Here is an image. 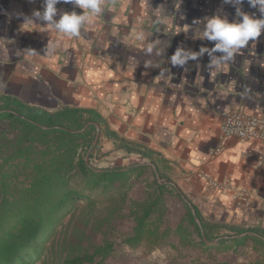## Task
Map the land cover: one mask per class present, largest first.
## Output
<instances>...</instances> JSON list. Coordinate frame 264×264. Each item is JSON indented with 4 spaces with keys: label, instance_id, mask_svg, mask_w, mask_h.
I'll list each match as a JSON object with an SVG mask.
<instances>
[{
    "label": "crops",
    "instance_id": "0c3cea01",
    "mask_svg": "<svg viewBox=\"0 0 264 264\" xmlns=\"http://www.w3.org/2000/svg\"><path fill=\"white\" fill-rule=\"evenodd\" d=\"M148 3L175 18V31L154 25L146 0H105L104 12L93 24L78 38L59 43L53 62L43 50L55 37L23 27L34 10H42V0H0V96L48 111L66 107L95 113L101 127H96L99 142L92 159L109 165H93H149L203 222L223 223L229 235L247 231L234 235L239 237L234 248L250 244L263 254L255 238L264 240V142L221 139L220 126L228 109L264 114V32L254 49L250 42L225 68L210 67L207 53L183 69L171 67L176 47L195 52L213 48L215 41L199 35L202 22L218 13L231 21L235 8L223 0H179V8L177 0ZM241 7L259 18L247 0ZM57 8L82 12L70 4ZM139 31L148 41L161 40L163 54L154 59L169 69L167 79L156 78L158 68H144L149 57L146 42L136 39ZM28 48L42 55L30 58L38 72L25 63ZM223 55L213 53L217 59ZM238 189L249 195L241 206L236 204Z\"/></svg>",
    "mask_w": 264,
    "mask_h": 264
},
{
    "label": "trees",
    "instance_id": "16d2710c",
    "mask_svg": "<svg viewBox=\"0 0 264 264\" xmlns=\"http://www.w3.org/2000/svg\"><path fill=\"white\" fill-rule=\"evenodd\" d=\"M96 127L100 131V118L90 111L66 107L48 111L0 96V264H104L112 247L109 242L45 258L58 226L77 202L93 205L105 199L114 202L109 212L119 209L130 179L150 169L147 164L93 165L91 151L99 142V136L95 141ZM152 174L147 196L132 200L130 206L133 228L125 242L131 247L166 240L171 232L161 230L163 195L169 184L160 181L157 171ZM216 228L186 204L183 220L173 232L184 244L194 230L207 248L215 244L212 233ZM234 235L216 237L217 243L234 245L239 240ZM255 240L264 247V240Z\"/></svg>",
    "mask_w": 264,
    "mask_h": 264
},
{
    "label": "rangeland",
    "instance_id": "374dc122",
    "mask_svg": "<svg viewBox=\"0 0 264 264\" xmlns=\"http://www.w3.org/2000/svg\"><path fill=\"white\" fill-rule=\"evenodd\" d=\"M93 164L109 165L104 161ZM153 177L150 170L140 177H132L128 187L123 189V192L126 190V199L119 209L110 211L111 213L109 209L114 202L105 199L98 200L93 205L85 201L77 202L75 209L68 213L62 225L58 226L53 243L48 246L52 247L51 252H48L45 258L48 257L49 260L54 253L60 255L59 253H65L64 251L85 248L90 244L102 246L109 242L112 247L103 260L104 264H264L261 250L251 248L250 244L234 248L225 242L217 243L216 237L231 234L225 231L223 223L209 222L217 227L212 233L215 237L212 243L215 244L211 247L203 248L194 230L184 244L180 243L173 230L183 220L186 201L177 195L175 188L169 186L163 195L164 215L161 230L169 228L170 235L166 240L144 242L137 247L129 246L125 238L131 234L133 228L130 216L132 200L144 199L147 196V184L152 182Z\"/></svg>",
    "mask_w": 264,
    "mask_h": 264
},
{
    "label": "clouds",
    "instance_id": "9594fccd",
    "mask_svg": "<svg viewBox=\"0 0 264 264\" xmlns=\"http://www.w3.org/2000/svg\"><path fill=\"white\" fill-rule=\"evenodd\" d=\"M70 4L77 11L58 10V4ZM224 4L233 5L235 8V18L231 21L226 15L215 14L207 17L202 22L203 30L199 33L201 38H206L208 41H215V45L210 50L206 47H201L198 52L185 50L183 47H176L175 51L170 56L171 67L184 68L189 60H197L200 56L207 53L212 57L210 67L216 69L227 67V62L231 61L234 54L242 49L249 47L255 48V42L264 32V0H247L251 8L257 9L260 16L252 13H247L242 9L245 0H223ZM105 0H42V10H34L31 17L25 19L24 29L29 31H44L50 34L46 47L44 48V56H47L51 61H55L56 49L59 43L64 39L78 38L81 30L86 25L93 24L104 12ZM146 7L151 9V17L153 23L158 28H163L167 31H175L174 17L167 12L163 7L151 8L148 0ZM176 7L179 8V0ZM201 23V22H197ZM136 39L141 42H146L144 54L149 57L144 60V68L160 69L157 79H167L166 72L169 71L166 67H161L160 63L154 59L163 54V50L159 47L161 40L159 38L147 40L146 33L139 31L136 33ZM222 52L224 55L219 59L213 56L215 52ZM26 65H31L32 73L38 72V66L33 63L30 58L42 56L35 49L28 48L23 51ZM186 70V69H185ZM146 74V73H145ZM216 73L213 72L214 76Z\"/></svg>",
    "mask_w": 264,
    "mask_h": 264
},
{
    "label": "built area",
    "instance_id": "2783aa9c",
    "mask_svg": "<svg viewBox=\"0 0 264 264\" xmlns=\"http://www.w3.org/2000/svg\"><path fill=\"white\" fill-rule=\"evenodd\" d=\"M222 115L221 139L234 137L241 141L264 142V114H248L243 108L236 107L224 111ZM236 199L237 206H241L249 201V195L238 189Z\"/></svg>",
    "mask_w": 264,
    "mask_h": 264
},
{
    "label": "water",
    "instance_id": "95a60500",
    "mask_svg": "<svg viewBox=\"0 0 264 264\" xmlns=\"http://www.w3.org/2000/svg\"><path fill=\"white\" fill-rule=\"evenodd\" d=\"M98 134H99V132H98V130H97V133H96V137H95V140L97 139V137H98Z\"/></svg>",
    "mask_w": 264,
    "mask_h": 264
}]
</instances>
